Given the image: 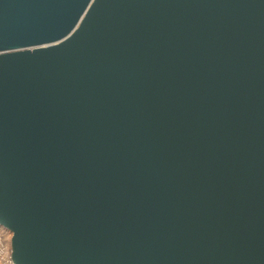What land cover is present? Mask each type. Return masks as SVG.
<instances>
[{"label": "water", "instance_id": "water-1", "mask_svg": "<svg viewBox=\"0 0 264 264\" xmlns=\"http://www.w3.org/2000/svg\"><path fill=\"white\" fill-rule=\"evenodd\" d=\"M0 225L14 264H264V0H0Z\"/></svg>", "mask_w": 264, "mask_h": 264}, {"label": "built area", "instance_id": "built-area-1", "mask_svg": "<svg viewBox=\"0 0 264 264\" xmlns=\"http://www.w3.org/2000/svg\"><path fill=\"white\" fill-rule=\"evenodd\" d=\"M10 236V231L0 225V264H14L10 255Z\"/></svg>", "mask_w": 264, "mask_h": 264}]
</instances>
